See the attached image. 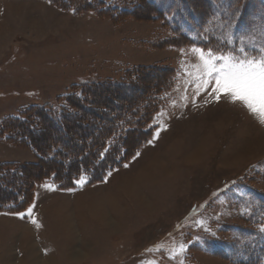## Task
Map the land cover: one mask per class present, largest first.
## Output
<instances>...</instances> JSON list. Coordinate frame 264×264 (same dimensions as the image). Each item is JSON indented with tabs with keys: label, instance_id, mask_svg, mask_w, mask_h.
I'll return each instance as SVG.
<instances>
[{
	"label": "rangeland",
	"instance_id": "obj_1",
	"mask_svg": "<svg viewBox=\"0 0 264 264\" xmlns=\"http://www.w3.org/2000/svg\"><path fill=\"white\" fill-rule=\"evenodd\" d=\"M60 1L64 9L0 0V129L29 108L58 109L74 87L121 82L151 66L176 71L154 116L167 113L169 127L107 184L73 193L52 179L37 183L40 228L0 211L9 213L0 215V264H264V125L242 104L215 102L210 89L195 95L184 72L198 62L193 47L224 49L233 14L234 42L256 31L264 0H89L104 10L78 15ZM147 1L161 6V19L122 14ZM36 162L0 138V172ZM181 244L186 252L172 259Z\"/></svg>",
	"mask_w": 264,
	"mask_h": 264
},
{
	"label": "trees",
	"instance_id": "obj_2",
	"mask_svg": "<svg viewBox=\"0 0 264 264\" xmlns=\"http://www.w3.org/2000/svg\"><path fill=\"white\" fill-rule=\"evenodd\" d=\"M45 1L64 9L60 0ZM68 1L76 4L73 10L77 15L104 10L95 1ZM160 7L147 1L122 14L161 19ZM181 38L187 41L185 36ZM175 77L176 71L166 66L138 67L121 82L74 87L58 109L32 107L21 118L5 123L0 138L7 136L8 141L33 151L37 162L2 168L0 211H25L34 201L37 183L52 179L59 189L69 190L76 188L75 180L86 173L88 185H93L102 181L109 167L129 161L151 138L154 116L163 108V96L174 86ZM135 90L139 92L134 97H119Z\"/></svg>",
	"mask_w": 264,
	"mask_h": 264
},
{
	"label": "snow or ice",
	"instance_id": "obj_3",
	"mask_svg": "<svg viewBox=\"0 0 264 264\" xmlns=\"http://www.w3.org/2000/svg\"><path fill=\"white\" fill-rule=\"evenodd\" d=\"M227 23V36L224 49L193 47L191 52L197 59V63L191 65V68H185L187 76L185 84L193 86L195 95L202 92L211 91L215 102H220L222 98L232 104H242L250 114L257 117L259 123L264 125V23L257 26L256 31L245 33L239 39L238 44L232 39V28L235 23V14L230 16ZM222 27V25H221ZM259 33L258 39H253L256 33ZM233 45L227 49V45ZM182 99L187 100L184 95ZM175 106V105H173ZM186 106V105H185ZM167 113L161 111L156 117L149 139L143 147H156L157 141L161 138V133L168 130L169 125L162 119ZM106 151V150H105ZM141 148H137L131 160L122 161L117 167H109L102 178V183L107 184L115 172H119L121 167L128 169L130 164L141 155ZM76 188L69 189L70 192L76 190L82 191L89 184V176L81 174L75 180ZM95 187V185H92ZM43 187L47 191H56L54 184L45 183ZM35 204H31L25 212L13 213L20 220H27L35 227L41 225L35 218ZM247 213V209L245 210ZM0 215H9V213H0ZM201 226L212 237L215 233L210 232L207 225L201 222ZM258 231L264 234V218L258 224ZM186 252V246L181 244L178 249L172 250V259ZM150 264H156L155 261ZM180 264H184L183 260Z\"/></svg>",
	"mask_w": 264,
	"mask_h": 264
}]
</instances>
